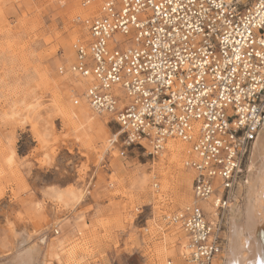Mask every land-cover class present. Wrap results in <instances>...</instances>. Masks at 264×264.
<instances>
[{
  "label": "rangeland",
  "instance_id": "rangeland-1",
  "mask_svg": "<svg viewBox=\"0 0 264 264\" xmlns=\"http://www.w3.org/2000/svg\"><path fill=\"white\" fill-rule=\"evenodd\" d=\"M0 7V264H18L39 234L55 237L51 264H108L111 247L123 264H183L181 232L167 222L192 199L185 145L176 163L166 149L152 156L125 145L118 125L89 108L82 79L58 72L86 33L77 17L95 9L79 0H0ZM179 170L186 179L177 188Z\"/></svg>",
  "mask_w": 264,
  "mask_h": 264
},
{
  "label": "built area",
  "instance_id": "built-area-1",
  "mask_svg": "<svg viewBox=\"0 0 264 264\" xmlns=\"http://www.w3.org/2000/svg\"><path fill=\"white\" fill-rule=\"evenodd\" d=\"M96 8L60 74L125 145H188L192 202L169 216L183 264H215L247 148L264 117V0H79ZM206 204V207H202ZM166 264H173L167 259Z\"/></svg>",
  "mask_w": 264,
  "mask_h": 264
},
{
  "label": "bare ground",
  "instance_id": "bare-ground-1",
  "mask_svg": "<svg viewBox=\"0 0 264 264\" xmlns=\"http://www.w3.org/2000/svg\"><path fill=\"white\" fill-rule=\"evenodd\" d=\"M94 9L96 11V8ZM84 11L86 14L87 11ZM73 59L74 53L72 61ZM78 111L79 117L83 118L86 116L84 106H78ZM170 139H167L163 149L155 153V155L166 149L170 162L176 163L179 161V157L182 155L180 153L184 148H186L187 153L188 145L182 141ZM251 143L244 176L237 183L233 192L234 198L232 197V204L225 217V229L222 232L224 243L222 240L221 253L215 264H264V117L257 135ZM188 159L186 158L183 162L185 167H188L186 165ZM185 175L186 173L184 174L180 170L177 173V188L185 181ZM188 182L190 184L191 179ZM154 186H156V183L153 184ZM192 201L191 199L187 204H190ZM206 206L204 204L202 207ZM10 228L12 229V232H10L17 235L16 230L13 227ZM56 229L57 227L53 226V232ZM55 233L58 232L55 231ZM24 238L25 241H29L31 237L25 232ZM54 238H48L46 235L40 236L39 234L37 237L38 241H32L33 244L31 243V245L23 247L21 256L17 257V263L34 264L35 262H39L40 264H51L55 258Z\"/></svg>",
  "mask_w": 264,
  "mask_h": 264
},
{
  "label": "crops",
  "instance_id": "crops-1",
  "mask_svg": "<svg viewBox=\"0 0 264 264\" xmlns=\"http://www.w3.org/2000/svg\"><path fill=\"white\" fill-rule=\"evenodd\" d=\"M106 257H107L108 264H123V260H121L120 254L117 253V251L114 250L112 247L108 251V254L106 255Z\"/></svg>",
  "mask_w": 264,
  "mask_h": 264
}]
</instances>
